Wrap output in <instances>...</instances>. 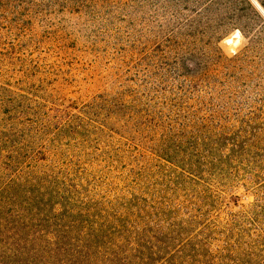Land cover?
<instances>
[{"label":"rangeland","instance_id":"rangeland-1","mask_svg":"<svg viewBox=\"0 0 264 264\" xmlns=\"http://www.w3.org/2000/svg\"><path fill=\"white\" fill-rule=\"evenodd\" d=\"M12 182L70 210L78 264L96 228L146 264H255L264 215L232 220L264 203V0H0Z\"/></svg>","mask_w":264,"mask_h":264},{"label":"trees","instance_id":"trees-1","mask_svg":"<svg viewBox=\"0 0 264 264\" xmlns=\"http://www.w3.org/2000/svg\"><path fill=\"white\" fill-rule=\"evenodd\" d=\"M3 189L0 190V264H78L75 246V252L71 251L77 227L71 222L70 210L57 211L52 206L51 195L27 190L17 182ZM260 213L264 215V203L255 205L248 213H240L232 223L247 220V214L248 220L255 217L259 220ZM106 232L111 231L96 228V264H146L150 259L145 254L144 244L148 242L133 238L129 243L131 248L124 250L120 240L99 235ZM257 245L261 256H251L249 263L264 264V236ZM245 256L243 253L239 258L215 264H245Z\"/></svg>","mask_w":264,"mask_h":264},{"label":"bare ground","instance_id":"bare-ground-1","mask_svg":"<svg viewBox=\"0 0 264 264\" xmlns=\"http://www.w3.org/2000/svg\"><path fill=\"white\" fill-rule=\"evenodd\" d=\"M239 33V32H238ZM239 36V35H238ZM236 38H238V37H236ZM228 41V40H227ZM231 41V40H230ZM232 43V42H231ZM229 44H230V42H229Z\"/></svg>","mask_w":264,"mask_h":264}]
</instances>
